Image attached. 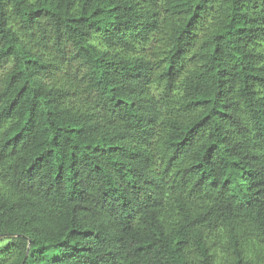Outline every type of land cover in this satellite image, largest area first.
<instances>
[{"label":"trees","instance_id":"trees-1","mask_svg":"<svg viewBox=\"0 0 264 264\" xmlns=\"http://www.w3.org/2000/svg\"><path fill=\"white\" fill-rule=\"evenodd\" d=\"M0 264H264V0H0Z\"/></svg>","mask_w":264,"mask_h":264},{"label":"rangeland","instance_id":"rangeland-1","mask_svg":"<svg viewBox=\"0 0 264 264\" xmlns=\"http://www.w3.org/2000/svg\"><path fill=\"white\" fill-rule=\"evenodd\" d=\"M10 65H11L10 60H4L3 62L0 63V76L5 71V69L9 67Z\"/></svg>","mask_w":264,"mask_h":264}]
</instances>
